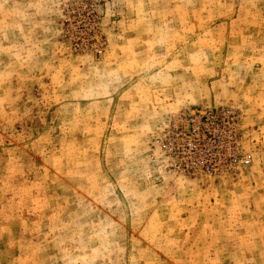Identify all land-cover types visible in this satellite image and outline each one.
<instances>
[{
	"label": "rangeland",
	"instance_id": "374dc122",
	"mask_svg": "<svg viewBox=\"0 0 264 264\" xmlns=\"http://www.w3.org/2000/svg\"><path fill=\"white\" fill-rule=\"evenodd\" d=\"M0 264H264V0H0Z\"/></svg>",
	"mask_w": 264,
	"mask_h": 264
}]
</instances>
